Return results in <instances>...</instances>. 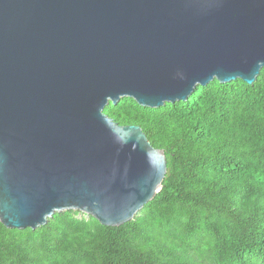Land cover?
Returning a JSON list of instances; mask_svg holds the SVG:
<instances>
[{
  "label": "water",
  "instance_id": "obj_1",
  "mask_svg": "<svg viewBox=\"0 0 264 264\" xmlns=\"http://www.w3.org/2000/svg\"><path fill=\"white\" fill-rule=\"evenodd\" d=\"M262 67L264 0H0V222L132 219L166 157L109 102L157 107Z\"/></svg>",
  "mask_w": 264,
  "mask_h": 264
},
{
  "label": "trees",
  "instance_id": "obj_2",
  "mask_svg": "<svg viewBox=\"0 0 264 264\" xmlns=\"http://www.w3.org/2000/svg\"><path fill=\"white\" fill-rule=\"evenodd\" d=\"M104 112L162 148V186L116 226L75 209L35 228L0 222V264H264V67L255 80L196 84L151 107Z\"/></svg>",
  "mask_w": 264,
  "mask_h": 264
}]
</instances>
